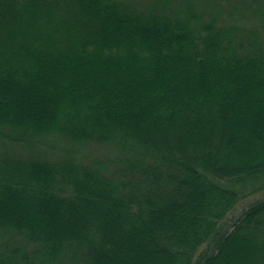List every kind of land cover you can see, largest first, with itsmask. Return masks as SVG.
<instances>
[{"label": "trees", "instance_id": "1", "mask_svg": "<svg viewBox=\"0 0 264 264\" xmlns=\"http://www.w3.org/2000/svg\"><path fill=\"white\" fill-rule=\"evenodd\" d=\"M0 264H264V0H0Z\"/></svg>", "mask_w": 264, "mask_h": 264}, {"label": "rangeland", "instance_id": "2", "mask_svg": "<svg viewBox=\"0 0 264 264\" xmlns=\"http://www.w3.org/2000/svg\"><path fill=\"white\" fill-rule=\"evenodd\" d=\"M247 202L248 201H245L243 200L242 202H240V204L238 205V207L234 210V212L232 214H230V218H229V221L232 222L231 218L234 216V215H237L238 212L241 210V208H243V206L247 205Z\"/></svg>", "mask_w": 264, "mask_h": 264}]
</instances>
